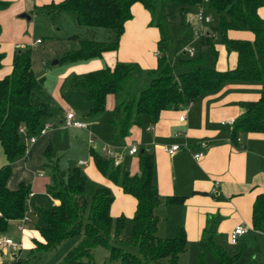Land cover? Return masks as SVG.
<instances>
[{"label":"trees","instance_id":"obj_1","mask_svg":"<svg viewBox=\"0 0 264 264\" xmlns=\"http://www.w3.org/2000/svg\"><path fill=\"white\" fill-rule=\"evenodd\" d=\"M201 0H61L37 8L36 12L54 14L67 11L73 14L77 26L103 28L106 37L81 39L78 48L65 52L61 61L74 62L99 57L104 51L117 49L125 21L131 18L130 6L139 3L148 11L150 23L159 31V51L156 67L141 70L137 64L116 61L112 67L74 77L72 85L85 91L90 114L105 109L108 95L114 98L112 108L113 140L122 143L131 126L139 127L144 116L158 118L161 110H177L200 94L213 92L232 81L259 82L261 93L257 100L240 102L242 112L231 123L230 138L235 141L239 132L264 133V17L258 14L264 0H207L206 10L218 15V29L225 50L236 52L232 69L216 70L202 63L203 52L179 57L170 62L164 50L167 46L164 8L178 5L179 10L197 6ZM5 5L0 2V8ZM246 30L252 40L229 39L226 31ZM74 37V36H73ZM215 36L205 33L198 38L208 44L213 58L216 51L212 41ZM31 51L17 47L7 74L0 76V146L5 164L0 167V234L5 232L10 220L20 218L25 212V198L29 186L20 182L15 189L6 185L10 166L15 156L24 150V135L36 134L49 115L48 108L35 100V90L40 87L30 65ZM4 54L0 51V69ZM187 67L173 73L176 67ZM143 79L144 81H140ZM143 85H141V84ZM24 127V134L18 131ZM97 171L125 194L135 199L132 225L129 234L123 235L126 218L111 217L109 207L113 200L110 190L96 187L90 195L85 192L87 178L78 166L60 171L55 163L50 167L47 194L58 200L50 206L38 205L35 209L42 224L34 227L38 238H32L34 251H46L67 238L81 234L79 242L63 256L61 264H177L178 256L185 251L186 236L182 228L171 237L160 238L155 234L157 217L153 214L159 204L153 183L154 162L152 151L141 147L137 151L138 172L129 175L122 165L112 166L99 151L89 150ZM186 196H166V204H180ZM251 228L264 233V193L257 194L251 205ZM213 227L202 232V242L211 254L214 264H242L241 253L228 250L219 242ZM225 245V246H224ZM107 250L106 262L97 263L92 258V248ZM135 247L136 253L128 250ZM204 253L197 254L195 264H205ZM248 264H253L248 263Z\"/></svg>","mask_w":264,"mask_h":264},{"label":"crops","instance_id":"obj_2","mask_svg":"<svg viewBox=\"0 0 264 264\" xmlns=\"http://www.w3.org/2000/svg\"><path fill=\"white\" fill-rule=\"evenodd\" d=\"M59 1L61 0H0L5 3L0 8V51L4 54L0 76L10 71L17 50L16 46L29 47L30 65L34 75L41 72L38 57L54 58L53 64L67 63L63 74L69 78V86L72 87L70 89H73L69 90L68 87V90L61 89V86L55 84L61 78V75H58L55 83L42 98L36 96L40 87L35 90L36 102L44 104L49 111V115L43 117L41 123H48L49 127L43 134L37 135L32 143H28L26 138H23L24 150L22 154L15 156L11 163L7 187L15 189L22 182L29 186V191L32 192L31 198L37 194L38 196L45 194L50 205L58 204V200L52 199L46 192L49 180L41 169L47 161L51 164L55 163L50 156L57 152L60 146L61 151L66 152L65 154L70 149L75 150L76 138H85L86 135L88 136V130L101 142L107 141L106 143L115 146L116 152L122 156L120 163L122 168L129 175H133L138 172V155L137 152L134 153L136 157L133 158L134 154H128L127 147L129 144H136L138 149L148 148L153 155V183L160 201L153 210V214L158 219L155 229L158 237H171L182 228L186 236L185 251L196 254L191 264H195L200 251H203L204 262L207 264L205 258L209 252L202 242L204 229L207 226L213 227V234L219 242H225L227 246L230 245L227 242L228 232L234 225L243 224L247 227V231L238 238L236 244L232 245V247L238 246L237 251L233 247V253H241L242 264L251 262L263 264L264 233L251 228L250 215L254 197L264 193V133L241 131L233 141L230 138L231 124L228 123L242 112L240 102L255 101L259 98L261 84L255 81L227 82L216 91L198 95L190 101L187 108L184 105L177 110H161L156 120L144 116L139 127L131 126L129 135L123 139V142H117L112 138L113 129L110 125V120L113 119L114 98L108 95L105 100V109L97 114L88 112L89 104L85 100L82 105L83 110H80L79 101L82 98L86 99L85 91L80 92V88L77 90L78 87L72 85V80L74 77L104 66L112 67L116 61L135 63L143 70L155 68L157 53L160 50L159 31L150 23L151 17L148 11L141 4L133 3L130 6L131 18L123 25L116 50L104 51L101 56L88 60L61 61L60 57L65 52L78 48L80 44L77 36L80 28L74 23L72 13L62 11L54 15L69 13L67 15L70 16H65V20H71V26L63 25L62 30L59 27L54 29L51 23L42 24V34L48 38L42 46H37L40 40L34 37L38 17L40 15L49 17L46 13L36 12L37 8ZM171 11L182 13L178 5L168 4L164 8L166 21ZM27 14L30 15L31 20L24 18L23 15ZM258 14L264 17V4L259 8ZM226 36L229 39L248 41L253 38L249 31L233 29L227 30ZM213 49L216 51V57L212 66L216 70L222 71L235 67L237 57L235 51L227 52L222 43L213 45ZM43 62L41 61V66ZM176 68V72L173 70L174 74L184 71L187 67ZM35 78L37 79V76ZM66 110H71L76 119L86 122L87 129L64 127L62 123ZM105 112L110 114H105L108 115L106 117ZM182 113H184V120L178 121ZM201 142H204L206 146L202 147ZM172 143L178 144L177 150L171 155L166 154L162 146ZM198 151H201L203 155L198 160H194L192 154ZM87 153L88 156L80 154L71 164L67 163V168L80 167L87 180H91L97 185L96 187L103 186L110 190L113 200L109 207V214L113 218L119 215L126 218L124 229L127 228L128 233L124 234L123 229V235L127 236L131 229L136 201L131 195L123 193L118 186L103 177L95 168L89 150ZM68 156L65 160H69ZM78 160H84L86 164L79 165ZM4 164L5 156L0 146V167ZM172 195L186 197L180 204H166L164 198ZM32 202L34 210L41 205H35L36 199ZM30 209L31 213L37 214L31 207ZM11 221L15 223L14 232L10 230L9 233L6 229L2 235L19 241L20 249L11 253L8 250V252L0 250V264H21L23 260L38 252L32 249L31 243L32 238H38L34 229L36 225L34 227L28 225L19 233L16 230L17 219L9 222ZM41 224L42 222L39 223ZM15 233L16 238L13 237ZM80 239L81 237L75 245ZM73 246L67 248L64 255ZM22 249L27 252L26 258L21 257ZM248 250L252 254L250 260L246 257ZM185 251L178 256L177 264ZM211 259L213 260L212 256Z\"/></svg>","mask_w":264,"mask_h":264},{"label":"rangeland","instance_id":"obj_3","mask_svg":"<svg viewBox=\"0 0 264 264\" xmlns=\"http://www.w3.org/2000/svg\"><path fill=\"white\" fill-rule=\"evenodd\" d=\"M196 10H197V7H187L180 14L175 13L174 11H171L170 12L171 14L168 15V17L166 15L167 17V21H166L167 46L164 50V53L168 60L176 61L180 56L187 57L186 55L181 53L184 47H191L193 49L194 55H196V53L198 52H203L202 63L204 65L212 66V64L215 62V59L213 58V55L210 53V48L208 47V44L206 45L205 43H201V41L195 37L194 30H199V28H201L203 34L209 33L211 35H214L215 37H214V40L212 41V45L214 46L216 44L221 43V34L218 29V15L211 11L210 12L211 14L210 22L200 27L195 21ZM67 14L69 13L63 12L62 14H58L56 16H53L52 18L44 17L43 15H40V17H38L39 21L36 24L37 30L34 36V37H38V39L40 40V44H37V46H42L45 43V41L48 39L45 36V34H42V31H43L42 24L46 23L48 25L51 23L52 25H54L53 26L54 29L59 27L62 30L64 29L63 25L71 26V20L70 21L65 20V16H70ZM28 16L29 18H27ZM24 18H26V20H29V19L31 20V17L28 14L24 16ZM79 28L80 29H78L77 36L80 40L81 39L100 40L106 37V31L103 28H88V27H82V26H79ZM38 61H40L39 71L41 72L34 75V76H37V80L40 83V90L36 92V96L38 95V98L40 97L42 98L44 94H46L47 90H50L51 86L55 83L56 79L58 78V75H61V78L58 79L55 84H58L59 86H61V89L64 88L65 90H68L67 89L68 87L69 90H73V89H70L72 87L69 86V78L63 74L67 63L60 62V63L53 64V61H55V59L54 58L47 59L46 57L45 58L38 57ZM41 61H44L43 66H41ZM43 71H46V72H43ZM140 81H144V80L140 79ZM76 89L78 90L79 88H76ZM80 90H81L80 92H84L83 89L80 88ZM36 96H35V100L37 99ZM84 100L86 103H88L86 99L82 98V100L79 101V104L81 105L79 107L80 110H83L82 105L84 103ZM105 114L109 115L110 113L105 112L104 115ZM86 139H87V135L85 136V138L77 137L75 141L77 148L75 150L70 149V151L67 154H65L66 153L65 151L63 150L61 151V146H60V149L57 152H54L53 155L50 156V159L55 162L59 170L65 171L67 168V163L71 164L72 161L76 160L80 154H82L83 156H88V153H87L88 149L86 147ZM96 139L98 142H101V140H99L97 137ZM104 142H107V141H104ZM66 156L69 157L68 158L69 160H65ZM134 157H136V154L133 155V158ZM128 158H130V156ZM41 170H43V172L45 173L44 175L49 180L50 167L47 165H44V167ZM96 186H97L96 184H94L91 180L88 179L85 185V192L87 193V195H90ZM31 199L32 200L36 199L35 205L36 204H41L42 206L50 205V202L48 201V198L45 194H39V196L37 194L36 196H34V198H31ZM30 200H29V207L33 209V206H32L33 202L32 200L31 201ZM28 217H29V227L30 225L31 227H34L35 225H39V223H41V219L37 214L30 213L28 214ZM14 228H15V223L13 221L7 224V230L9 233H10V230L14 232ZM127 233H128V230L126 228L124 229V234H127ZM13 237L16 238V233L14 234ZM80 237H81V234H78L77 236L72 237L71 239L64 240L58 246L49 249L48 252L38 251L37 253L33 254V256H29L27 259L23 260L21 264H61V261H62L61 257L62 255H64V251L67 248L75 245V243L78 241ZM233 247H235V250L237 251L238 246H233ZM233 247L232 245L226 246L228 250H232V251L234 249ZM128 250L133 253H136L135 247H128ZM262 250H264V242L262 244ZM91 252H92V258L94 262H97V263L106 262L108 254H107V250L104 247L95 246L94 248H92ZM250 252L251 251L248 250L246 254V257L249 260L252 257V254ZM20 254L22 258H26L27 252L22 249ZM195 255L196 254H193V253L191 254L190 251L188 250L185 251L179 264H183V263L191 264L195 260ZM210 255H211L210 253H207V256L205 258L207 264H212L213 262ZM259 261L262 262L261 259H259Z\"/></svg>","mask_w":264,"mask_h":264},{"label":"built area","instance_id":"obj_4","mask_svg":"<svg viewBox=\"0 0 264 264\" xmlns=\"http://www.w3.org/2000/svg\"><path fill=\"white\" fill-rule=\"evenodd\" d=\"M206 3H207V0H201L200 3L196 6L197 10H196V15H195V21L200 27H202L204 24L209 23L211 20V14L206 10ZM194 35L196 38H200L204 34L202 33L201 28H199V30H194ZM36 42H38V40H36ZM16 47H21V46H16ZM182 53H186L187 55L190 56L193 54V49L191 47H184ZM189 104L190 102H188L185 105V108H187ZM183 120H184V113H182L178 117V121H183ZM232 122L233 120H230L228 123L231 124ZM62 125L67 128L87 129V123L76 119L74 117V113L71 110L65 111V117H64ZM48 127H49L48 123H43L36 134H31L29 136L24 135V138H26V141L28 143H32L34 142L36 136L43 134ZM18 131L21 134H24V127L20 126L18 128ZM87 133H88V136L86 139V145H87L88 150L92 149V150L99 151L106 159L111 161L112 166H117L121 163L122 156L116 152L114 148L115 146H113L112 144L106 143V142H98L96 137L90 131L87 130ZM200 145L202 147L206 146L204 142H201ZM177 148H178V144L176 143L162 146L163 151L169 155L173 154L177 150ZM137 150L138 148L136 144H129L127 147V152L130 155L136 153ZM202 155L203 153L201 151H198L192 154V158L194 160H198ZM77 164L85 165L86 162L83 160H78ZM38 175L40 176L41 174L39 173ZM31 196H32V192L29 191L25 198V204H26L25 212L20 218L17 219L16 230L19 233L24 231L29 225L28 214L31 213V209L29 207V200ZM246 231H247V227L245 225L243 224L234 225L231 228V230L228 232L227 242L230 245L236 244L238 238L242 234H244ZM19 249H20L19 241H15L6 235L0 234V250L1 251H6V252L10 251L11 253V252H16Z\"/></svg>","mask_w":264,"mask_h":264},{"label":"water","instance_id":"obj_5","mask_svg":"<svg viewBox=\"0 0 264 264\" xmlns=\"http://www.w3.org/2000/svg\"><path fill=\"white\" fill-rule=\"evenodd\" d=\"M23 16H26V15H23Z\"/></svg>","mask_w":264,"mask_h":264}]
</instances>
